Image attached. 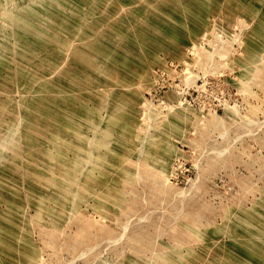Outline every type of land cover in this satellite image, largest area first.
Here are the masks:
<instances>
[{
	"label": "rangeland",
	"instance_id": "rangeland-1",
	"mask_svg": "<svg viewBox=\"0 0 264 264\" xmlns=\"http://www.w3.org/2000/svg\"><path fill=\"white\" fill-rule=\"evenodd\" d=\"M0 264H264V0H0Z\"/></svg>",
	"mask_w": 264,
	"mask_h": 264
}]
</instances>
